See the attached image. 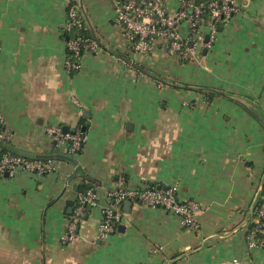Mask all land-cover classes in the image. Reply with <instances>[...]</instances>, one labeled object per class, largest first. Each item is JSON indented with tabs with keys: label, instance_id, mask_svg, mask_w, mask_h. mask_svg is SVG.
<instances>
[{
	"label": "crops",
	"instance_id": "crops-1",
	"mask_svg": "<svg viewBox=\"0 0 264 264\" xmlns=\"http://www.w3.org/2000/svg\"><path fill=\"white\" fill-rule=\"evenodd\" d=\"M233 1L239 9L212 47L187 62L159 47L135 52L114 22L119 0H74L104 50L68 71L69 0H0L6 142L37 158L62 153L49 126L86 135L74 162L48 158L51 173L0 176V264H264V246L246 242L264 173V0ZM149 71L189 86L159 85ZM203 86L217 96L209 100ZM121 177L138 187L178 183L179 197L202 206L198 230L162 207L126 200L116 232L101 238V206L88 207L77 239L62 243L77 193L103 196Z\"/></svg>",
	"mask_w": 264,
	"mask_h": 264
},
{
	"label": "built area",
	"instance_id": "built-area-1",
	"mask_svg": "<svg viewBox=\"0 0 264 264\" xmlns=\"http://www.w3.org/2000/svg\"><path fill=\"white\" fill-rule=\"evenodd\" d=\"M73 2L74 0H69L63 33L85 28L79 6L72 4ZM238 9L233 0H179V6L176 8H171L166 0H119L115 7L114 22L125 32L135 52L151 54L159 47L179 59L192 62L198 59L202 49L212 47L219 26L231 20ZM66 46L71 51L70 54L67 53L66 58L68 71H78L81 68L82 56L86 52L99 53L104 50L98 38L83 34L69 38ZM122 61L125 66L136 72L137 65L132 58L124 57ZM137 72L148 74L142 69ZM47 135L62 153L68 155L79 153L86 140V135L79 129L65 131L60 125L47 127ZM11 137L12 133L0 118V138L6 141ZM54 169L50 159L27 157L10 150L5 151L0 146V176L6 173L15 176L24 171L41 176L51 173ZM179 190L178 183L163 186L144 183L140 187L129 186L121 177L118 185L106 190L103 196L93 188L80 191L74 199L72 215L65 226L61 242L69 244L75 241L88 207L98 206H101L102 211L99 235L101 238H107L117 231L123 218L122 205L126 200L151 207H162L179 215L186 230L197 231V213L202 206L193 198L179 197ZM258 193L259 203L251 220V227L246 233V242L250 249L264 246V173L257 187ZM160 250L159 246L153 249L154 252ZM226 264L243 262L234 258Z\"/></svg>",
	"mask_w": 264,
	"mask_h": 264
},
{
	"label": "trees",
	"instance_id": "trees-1",
	"mask_svg": "<svg viewBox=\"0 0 264 264\" xmlns=\"http://www.w3.org/2000/svg\"><path fill=\"white\" fill-rule=\"evenodd\" d=\"M72 4H77L75 2H73ZM78 5V4H77ZM79 35V34H83V35H86V36H89V37H93V38H98L99 37L97 36V34L92 30V29H89L86 25H85V28H82V29H75L73 32H64L63 33V37L65 38V40L67 41L69 38H71L72 36H75V35ZM100 40V39H99ZM102 42V41H101ZM67 49V53L70 54L71 51L66 47ZM149 73L151 74V76L156 79V81L158 83H161V84H167V85H172V86H175V87H188L189 84H182V83H179L177 82L176 80H171L163 75H160L159 73L157 72H153V71H149ZM202 91L204 92V94L207 96V98L209 100H211L212 98H214L215 96H217L218 94V89L217 88H214V87H206V86H203L202 88ZM80 130V129H79ZM81 131V130H80ZM3 150L5 151H9L7 150L6 148H3ZM148 184H151V183H148ZM88 185L89 183H86L85 184V187H81L82 189H86L88 188ZM258 200H259V196H258ZM259 202H257L258 204ZM123 206V205H122ZM249 227H251V223L249 225Z\"/></svg>",
	"mask_w": 264,
	"mask_h": 264
},
{
	"label": "water",
	"instance_id": "water-1",
	"mask_svg": "<svg viewBox=\"0 0 264 264\" xmlns=\"http://www.w3.org/2000/svg\"><path fill=\"white\" fill-rule=\"evenodd\" d=\"M221 29V26H220ZM206 39H208V36H206ZM65 131L69 130L67 127L64 128ZM0 146H2L3 148H6L7 150H10L13 153L16 154H21L24 156H30L31 154L26 153L22 150H19L18 148H16L15 146H13L12 144H10L9 142H6L5 140L0 138ZM52 157H56V158H61V159H67V160H71L74 162V159L68 155V154H64V153H55V154H51V155H40L37 158H41V159H48V158H52ZM5 175H8L7 173ZM260 193L257 194V198L255 200V202L258 200V196ZM127 203H131L130 200L126 201Z\"/></svg>",
	"mask_w": 264,
	"mask_h": 264
}]
</instances>
